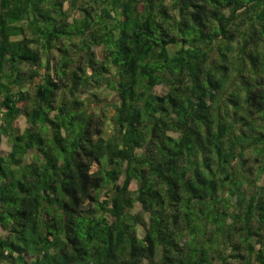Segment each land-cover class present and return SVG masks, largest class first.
I'll list each match as a JSON object with an SVG mask.
<instances>
[{
    "label": "trees",
    "instance_id": "16d2710c",
    "mask_svg": "<svg viewBox=\"0 0 264 264\" xmlns=\"http://www.w3.org/2000/svg\"><path fill=\"white\" fill-rule=\"evenodd\" d=\"M3 136L0 264H264V0H0Z\"/></svg>",
    "mask_w": 264,
    "mask_h": 264
},
{
    "label": "rangeland",
    "instance_id": "374dc122",
    "mask_svg": "<svg viewBox=\"0 0 264 264\" xmlns=\"http://www.w3.org/2000/svg\"><path fill=\"white\" fill-rule=\"evenodd\" d=\"M65 7H68V5H65ZM95 52H96V55L98 58H101V48L100 47H96L95 48ZM54 62V61H53ZM227 88L229 91H231V89H235V85L234 84H228L227 85ZM164 89L165 87L163 86H157L156 87V92L157 93H163L164 92ZM98 95L101 97V98H106V103L108 102H111V100L113 99V96H114V92L111 91L110 88H102V90H98ZM106 108L109 110V112L111 114L114 113V110L112 109V107L110 106H106ZM26 124L25 122V118L24 117H20L17 119L15 125L17 127H19L20 129L23 128V126ZM9 150V144L7 142V139H6V136H3L1 141H0V153H7V151ZM249 155V159H248V162L244 165V169H241V171L243 173H245V175H247V179H243L244 181V184H243V187L244 188H250V179L255 177V168L257 166V161L254 160L255 157H253V154L250 152L248 153ZM237 162V161H236ZM122 178H118V180H121ZM256 183L258 185L264 183V175L258 177ZM130 188L131 189H135L136 188V183L135 182H132L131 185H130ZM139 204L138 203H135L134 204V210L135 211H138V212H141V209L139 208ZM147 224V216L146 214H143L141 215V218H140V227H141V231H143V229L145 228V225ZM4 233V230L0 227V235H2Z\"/></svg>",
    "mask_w": 264,
    "mask_h": 264
}]
</instances>
